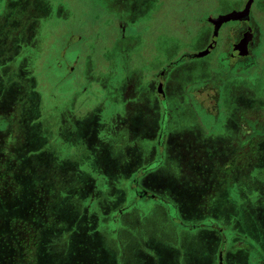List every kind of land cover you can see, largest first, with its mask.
<instances>
[{"label":"rangeland","instance_id":"374dc122","mask_svg":"<svg viewBox=\"0 0 264 264\" xmlns=\"http://www.w3.org/2000/svg\"><path fill=\"white\" fill-rule=\"evenodd\" d=\"M241 1L0 0V202L6 201L5 204L9 206L19 205L21 199L17 200L30 185V179L26 175L24 177L20 175L21 171L23 173L32 171V160H29L27 153L36 152L46 140L44 132L34 122L36 115H41L38 101L40 95L36 97L31 94L29 83L25 84L22 75L27 80L32 78L33 86H35L34 81L37 82L38 79V91L45 100H48V106L53 107L54 102L49 99L54 94L57 96L59 108L62 109L65 103L62 91L69 84L64 79L67 78L69 65L74 57H79L80 63L76 66V73H79L83 72V69L93 70V67H90L94 63L95 65L103 63L112 67L119 62L121 56L127 57L131 52L129 55L131 65H143V68L146 67L149 71L147 76L151 77L168 62L176 60L185 52H194L199 58L204 53V58L192 61L190 66L183 65V62L179 64L176 80L182 81L185 85L192 80L196 81L194 89L192 85L190 90L202 89L204 87V84L201 85L202 82L209 78L214 86L222 82V88L216 94L204 91L205 96L196 97L198 102L196 109L209 117L211 124H214L216 117L220 121L227 118L226 122L230 120L229 124L233 127L234 123H240L238 120L243 119L242 115L246 114V110L255 108L256 105L263 106L261 100L264 97V83H262L264 11L260 12L258 9L255 16V20L260 21L258 26L261 27L260 44L255 51L261 55L260 58H255L256 61L258 59V65L247 59L245 62L248 63L249 68L243 70L239 68V66L243 67V64L238 62L231 64L222 55L231 43L226 30L234 22L228 23L224 32L220 33L219 46L212 54H207V50L202 51L204 47L206 48L211 34L207 19L232 8H238ZM258 4L264 7V0ZM15 6L21 7V10L15 9ZM13 10L16 13H13ZM27 10L30 13L25 15ZM10 11L12 14H8ZM31 32H36L37 43L30 38ZM32 45L34 47H31ZM88 75L87 72L83 75L85 80H82L79 83L80 87L76 88H81L85 82H88L90 77ZM117 75L114 74V79ZM212 75L216 78L211 77ZM94 76L105 79L97 72L93 73ZM244 84L253 88L257 84L259 88V99L250 100V106L244 95L248 94L251 99L256 91L246 92ZM151 112L147 113L151 114ZM63 128L64 126L61 128V137L64 138ZM151 132L146 133L145 139L153 137ZM124 133L128 136L132 135L134 141L140 136L137 132H129L128 128ZM137 141L139 146L136 144V147L139 151V147L143 144ZM144 150L147 155L149 147H145ZM233 150L215 152L212 158L223 162L231 157L230 152ZM51 152L54 150L48 148L47 153L50 155ZM166 158L168 159V155ZM33 163L41 167L36 159ZM165 165L150 179L155 186H161L171 193L178 189L177 181L172 175L175 173V168ZM261 166L263 163L256 167V170H261ZM21 167H25L26 170ZM42 177L44 175H38L39 179ZM15 179H18V184H15ZM122 179L116 184L120 189L132 185L131 181H122ZM177 180L181 182L179 178ZM247 181L251 187L256 186L260 190L259 197L247 199V203L249 202L247 207L243 203L242 207L235 206L230 201L227 213L214 214L216 217H222L221 219L225 221L222 222L224 225L231 222L232 228L225 229L226 234L224 233V238L231 240L224 247L226 258L223 263L225 264H264V169L261 174L254 175ZM48 185L47 182L40 183L34 192L30 195L27 193L28 197L23 200L25 206H30V201L31 205L35 204L38 207L39 212L42 211L38 217L31 214L16 217L12 212L10 213L12 217H9V214L6 216L0 208V264H80L71 257L72 251L78 249V242L70 246L68 255H65L67 252L64 254L61 251L62 246L52 247L54 239H51V234L48 232L60 227L53 213H59L63 217L66 216L67 211L65 206L58 205V202L54 205V212L52 211V205L58 197L47 196L46 190L50 191ZM184 185L188 188L191 186L186 183ZM153 194L162 199V192H153ZM47 197L50 199L48 202ZM235 199L238 198L231 200L235 201ZM251 203L252 205L248 206ZM48 205L51 207L48 208ZM9 206L5 207L8 211ZM125 206H129L132 211H139L141 222L145 225L144 232L136 234L137 240L143 241L149 237L150 239L143 241L142 244L147 242L152 244L149 246L151 251H144L147 255L136 252L138 254H135V258L140 264H221L218 258L221 237L215 233L216 231L212 235L216 243L213 250L211 249L213 242H210L205 231H202L206 228L200 230L190 225L188 228L178 225L173 208L164 205L170 217L167 223L162 216H159V206L156 201L137 199L132 190ZM20 209L24 211L27 207ZM64 210L65 212H62ZM72 218L70 216L69 220ZM46 221L50 224H45ZM36 222H42L39 230L37 229L38 244L30 249L33 231L31 232L29 227L34 226ZM147 227L151 230H147ZM74 238L81 241V236ZM235 243L247 245L245 249L230 251L231 245ZM60 252L65 257H62ZM135 258L130 259L132 264ZM109 264L117 263L109 262Z\"/></svg>","mask_w":264,"mask_h":264},{"label":"crops","instance_id":"0c3cea01","mask_svg":"<svg viewBox=\"0 0 264 264\" xmlns=\"http://www.w3.org/2000/svg\"><path fill=\"white\" fill-rule=\"evenodd\" d=\"M18 8L21 10V7L15 6V9ZM10 13L11 11L8 14ZM13 13L16 11L13 10ZM29 13L30 11L27 10L25 15ZM209 20L211 22L212 19ZM19 28L21 27L19 26ZM34 42L37 43L38 41L34 40ZM130 54L131 52L128 53L127 57L121 56L119 62L113 64L112 67L103 63L102 65H95L94 63L90 67H93V70L83 69V72L89 73L90 77L81 88L76 87H80L79 83L85 80L83 76L85 74L83 72L76 73L77 68L75 67L72 74L73 76L77 75L79 80L73 81L72 76H68L70 73L69 65L67 80L64 79L69 84L62 91V95L65 96L64 108L62 109L59 108L57 96L54 94L49 99L54 102V105L52 108L48 106V100H45L38 91V79L37 82L34 81L35 86H33L32 78L27 80L22 75L25 84L29 83L28 86L34 91V95L36 97L40 95L38 101L41 115L37 119L38 124L36 126L44 132L46 140L36 152L27 153L29 160H32V171L25 172L26 174L21 171L20 175L22 177L26 175L30 179V185L17 200L21 199L19 205L10 204L9 206L5 204L7 203L5 201L0 202V208L6 216L9 214V217H12L11 212L16 217L28 214L40 216L42 211L39 212L38 207L33 209L30 201V206H25L23 200L28 197L27 193L32 194L37 185L47 182L50 188V191L46 190L47 196L54 198L57 195L58 197V200L54 201L52 205V211L54 212V205L57 202L58 205L65 206L67 211L66 216L63 217L59 213H53L54 219L58 221L60 227L52 229L51 232L48 229V234L50 233L51 239H54L52 247L62 246L61 251L64 254L67 252L65 255H68L70 246L78 242V249L72 251L71 257L80 264H97L98 262L100 264H109V262L132 264L130 259L135 258V254L140 252V255H147L144 251H151L149 246L152 244L148 242L142 244L143 241L150 239L148 236L143 241L137 240L136 237V234L145 230L139 211L133 210V212L129 206H125L132 190L131 186L123 188V190L116 185L121 178H123L122 181H132L141 169L151 167L150 165L155 163L154 161L157 159L156 139L159 136L161 123V111L152 106L156 92L154 87L157 85L154 75L151 77L150 75L144 76L147 82H140V69L142 70V67L141 65L130 64ZM125 70L127 71V82L122 81L124 77H122L121 72ZM146 71H148L147 68ZM96 72L103 75L105 79H101L99 76L93 77V73ZM114 74H118L116 79H114ZM106 75L108 76L106 77ZM170 83L173 85L174 82ZM142 84L147 85L146 90H141ZM249 87L244 84V88ZM246 98L248 97L246 96ZM247 101L248 106H250V100ZM73 104L74 108L68 112V106ZM258 108H260L259 105H256L255 108H249L248 114L252 115L251 112ZM148 111L151 114H148ZM62 126H64L62 131L64 138L61 137ZM127 128L129 132H137L140 135L137 140L143 146L139 147V151L136 147V144L139 146L138 141H134L132 135L128 136L127 133H124ZM148 131L149 133L152 131L153 137L145 139ZM172 140L174 139L172 138ZM145 147H149L147 155L144 152ZM48 148L54 150L50 155L49 152L47 153ZM176 150L173 149V144L168 145L166 149L168 159H165V167L171 165L176 169ZM34 159L41 167L33 163ZM163 166H157L140 179V187L149 192V196L144 195L146 196L145 199L153 200V196L157 197L153 192H162V198L175 204L181 222L191 227L198 224L199 216L201 219L205 217L197 213H187L186 209L182 210L178 204L182 200H180V181L177 180L176 171L172 175L177 181L178 189L171 191V193L162 189L161 186H155L153 180L150 179L160 172ZM21 168L26 170L25 167ZM41 174L44 175L42 179L45 181L38 178V175ZM14 182L18 184V179H15ZM108 189L110 191H107ZM132 193L137 197L138 194L133 191ZM46 200L48 202L49 197ZM157 204L159 216H162V219L169 223L170 217L165 207L158 202ZM8 206L10 207L9 211L8 208H5ZM24 207L27 209L24 211L20 209ZM50 207L48 205V208ZM70 216L73 217L71 220H69ZM41 224L42 222H36L34 227L39 230ZM45 224L50 223L46 221ZM202 231H205L210 242H213L211 249L214 250L216 244L212 237L214 231L208 228ZM74 236H81V241L75 240ZM232 245L230 251L236 252L240 248L245 249L247 244L235 243ZM180 252L182 253L183 250ZM63 253L60 252L61 256L65 257ZM134 264H140L137 258H135Z\"/></svg>","mask_w":264,"mask_h":264},{"label":"flooded vegetation","instance_id":"af4514ba","mask_svg":"<svg viewBox=\"0 0 264 264\" xmlns=\"http://www.w3.org/2000/svg\"><path fill=\"white\" fill-rule=\"evenodd\" d=\"M248 2L249 0H242L238 8L235 7L212 16L211 22L210 18L207 19L211 27V34L206 48L204 47L202 50H207V54H212L219 46L220 33L224 32V28L228 23L234 22L226 30L231 43L222 55L231 64H236L237 62L243 64V67L239 66L243 70L249 68L248 63L245 62L247 59L258 65V59L256 61L255 58H260L261 56L259 53H255L257 46L260 44L259 34L261 35V27L258 26L260 21L257 22L255 16L257 11H264V7L258 4L262 0H253L250 9L244 15L238 16L233 14L246 12ZM229 15H233L231 19L225 21L223 18L217 21V18ZM248 32H250L249 42L246 48L241 49L239 46ZM30 35V38L36 41V32H31ZM19 47L23 48L22 45H19ZM197 55L194 52H185L176 60L168 62L160 71L154 73L157 85L154 87L156 92L152 106L161 111L160 131L156 139L157 159L153 165H150L151 167H144L136 173L131 181V189L134 193L138 194L137 199H145L146 196H149V192L140 187L139 181L147 172L152 171L157 166L164 165L166 149L169 144H173V149H177L175 154L176 176L181 180L179 182V195L182 201L178 204L182 210L185 208L187 213H197L205 217L201 219L199 216L198 224L192 225L194 229L208 228L218 233L221 237L218 258L221 264H225L223 263L226 258L224 256V247L231 240L230 238L226 240L224 233L226 234L225 229L232 228L231 222H228V225H224L222 222L225 223V221L221 219L222 217H216L214 214L227 213L226 210L230 206V201L235 206L242 207L243 203L247 207L249 203H247V199L259 197L260 190L256 186L251 187L247 179L254 177V175L258 176L264 169V97L261 100L263 106H259L260 108L252 111V115H249L248 111H246V114L242 115L243 119L238 120L239 124L233 121L234 126L231 127V124H229L230 120L226 122V118L224 121H220L218 117L213 121L214 124H211V119L204 116L199 109H196V103L198 104L196 97L197 95L205 96V92L207 91L215 92L216 94L222 88V82L214 86L212 80L209 78L202 82L201 85L204 84L202 89L190 90L192 85L194 89L196 81L192 80V82L190 81L185 85L182 81L176 80L177 73H179L177 69L180 68L179 64L183 62V65L190 66L192 61L205 57L204 53L201 54V58ZM262 55L264 56V52ZM75 64H79V57H74L73 62L70 64L68 76H72L73 81H78L77 75L73 76L72 74L73 69L76 67ZM141 67L140 82L145 83L147 80L144 76H147V72L149 71H146L143 65ZM121 73L122 77L125 78L122 81L127 82V71L125 70ZM262 73L264 77V69H262ZM173 77L174 79H172ZM211 77L216 78L214 75ZM170 82H174L173 85ZM262 83H264V80ZM146 87L147 85L142 84L141 90H146ZM250 90L251 93H254L252 92L253 90L256 93L253 97H250L251 99L246 94L245 100L259 99L258 85L255 84L254 88H247L246 92ZM30 92L34 95V91L30 90ZM73 108L74 104L68 106V112ZM38 118L39 116L36 115L34 120L36 125L38 124ZM227 124H229L228 127ZM220 144L221 146H219ZM230 149L234 150L230 152L231 157H228L227 160L221 162L219 159L214 160L212 158L215 152L223 153L225 150ZM247 154H249V157H247ZM261 163H263V166L260 167L261 170H256V167H259ZM184 183L191 186L188 188ZM232 198L238 199L233 201L231 200ZM153 200L161 203L162 206L165 205L173 208L178 224L184 228H188V224L179 220L175 204L168 202L164 198L161 199L159 196H153ZM250 205L252 203L248 206ZM32 207L33 209L37 208L35 204Z\"/></svg>","mask_w":264,"mask_h":264},{"label":"water","instance_id":"95a60500","mask_svg":"<svg viewBox=\"0 0 264 264\" xmlns=\"http://www.w3.org/2000/svg\"><path fill=\"white\" fill-rule=\"evenodd\" d=\"M252 3H253V0H249V2H248V4H247L246 12L239 13V14H237V13H233V14L238 15V16L246 14L247 11L250 9ZM232 16H233V15H229V16H226V17H225V16H223V17H219V18L217 19V21H220V20H222L223 18H224L225 21H227V20L231 19ZM216 30H217V29H216ZM249 37H250V32H248V33L245 35L244 40L242 41L241 45L239 46L241 49H242V48H246V46H247V44H248V42H249ZM244 54H245V53H244Z\"/></svg>","mask_w":264,"mask_h":264},{"label":"trees","instance_id":"16d2710c","mask_svg":"<svg viewBox=\"0 0 264 264\" xmlns=\"http://www.w3.org/2000/svg\"><path fill=\"white\" fill-rule=\"evenodd\" d=\"M19 24H20V23H19ZM24 226H28V225H24ZM29 230H30L31 232L33 231V232H32V234H33V235H32V239H31V241H33V242H31V244H30V246H29L30 249H31V248H33L34 246H36V245L38 244L37 241H38V238H39V237L37 238V234H39V233H38V230H37L34 226H30V227H29Z\"/></svg>","mask_w":264,"mask_h":264}]
</instances>
